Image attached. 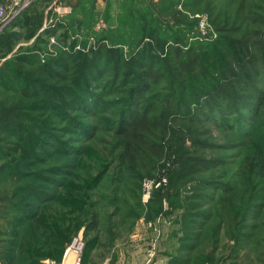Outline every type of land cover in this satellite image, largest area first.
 <instances>
[{"label": "rangeland", "instance_id": "1", "mask_svg": "<svg viewBox=\"0 0 264 264\" xmlns=\"http://www.w3.org/2000/svg\"><path fill=\"white\" fill-rule=\"evenodd\" d=\"M240 1L215 0L214 6L208 5V0L51 1L45 10L47 27H52L49 19L57 16L61 5H70L74 11L61 19L71 23L79 17L81 23L71 26L66 40L58 33L40 43L38 59L26 68L35 74L26 79L34 89L32 95L21 96L14 102L3 100L0 104L1 116L21 121L28 132L40 137V158L31 167L15 163V154L8 151L9 144L0 143V264L11 236L19 230L11 221L21 215L16 203L24 199L22 188L27 187L30 192L42 188L44 192L39 196L44 199L60 189L61 182H74L77 175L85 177L89 171L95 174L102 157L107 159L106 177L100 180L96 191L103 195L93 198L100 202L101 226L106 229L110 221H117L111 214L119 207L127 214L136 210L140 217L135 220L128 216L127 227L133 225L117 239L103 234L105 245L92 251L90 264H264V125L256 127L252 135L242 136L212 122L171 117L162 139L164 154L155 157L157 166L149 174L137 167L134 171L126 166L118 168V148H112L113 154L109 155L123 111L136 100L133 86L144 68L138 64L131 67L130 61L140 57L145 32L153 29L157 34L155 51L162 58L157 67H162L165 76L151 84L150 92L144 91L137 102L143 104L153 92L162 97L171 93L180 95L191 107L194 89L185 85L165 39L181 37L183 30L196 28L198 14L207 15L210 22L218 18L229 26L239 16L235 24L240 27L239 32L220 36L216 30L215 39L193 44L201 49L207 76L202 78L203 73L189 82L199 84L219 71L208 56L211 51H217V62L223 66L232 60V54L238 56L244 51L232 39L243 35H248L250 41L264 39V0H244L245 7L237 15ZM158 23L163 26H157ZM104 38L107 44L120 47L122 57L118 61L98 57L96 70L87 72L84 81L80 80L79 66L72 58L66 60L67 64L54 61L55 57L64 59L66 52L81 50L91 54ZM221 42L228 53L219 49ZM34 44L35 39L20 40L9 56H0V71L8 62L14 64L13 55L34 50ZM256 44H251L252 50ZM39 81L53 92L36 87ZM75 96L82 102L70 104ZM60 101L64 103L58 104ZM184 153L206 161L201 172L180 173L179 155ZM117 173H122L120 183L113 179H119ZM146 180L152 181L147 189L143 185ZM159 180L161 183L156 186ZM114 188L118 189L114 194L120 202L112 206L107 195ZM28 201L37 204V200ZM203 222L206 224L201 227ZM221 222L219 235L211 239L214 227ZM83 231L84 228L65 247L61 264H77V256L82 257ZM217 237L219 242L215 244L212 240ZM76 238L83 243L81 250L73 246Z\"/></svg>", "mask_w": 264, "mask_h": 264}, {"label": "trees", "instance_id": "2", "mask_svg": "<svg viewBox=\"0 0 264 264\" xmlns=\"http://www.w3.org/2000/svg\"><path fill=\"white\" fill-rule=\"evenodd\" d=\"M51 1L33 0L16 16L12 23L0 32L1 58L9 56L22 39H35L34 46L37 45L34 50L30 49L13 55L14 64L8 62L0 71V104L3 100L14 102L21 96L32 95L31 90L34 89L30 88L29 78L35 74L30 73L26 68L27 65H32L35 59H38L40 43L45 42L50 35L58 33L59 37L66 40V37L70 36L71 26L76 27L81 23L79 17H75L71 23L66 22L64 18L55 26L40 31L44 25L45 10ZM192 1L194 3V0ZM214 1L208 0L207 4L214 6ZM244 7V0H241L237 15L243 11ZM73 12L72 7V14ZM72 14H67V17ZM154 14L156 15L155 11ZM238 20L239 16L234 19V25L230 26L219 21L218 18L211 19V22L220 36L221 33L224 36L226 33L240 31V27L235 25ZM157 26L162 27L163 25L158 23ZM164 27L172 31L168 25L164 24ZM193 29L195 28L183 30L181 37H167L165 39L167 50L174 53L176 57L179 74L185 81V85H190L194 89L195 100L191 107L181 99L180 95L174 96L170 95L171 93L162 97L153 92L148 95L147 99H144L143 104L137 102V98L144 91L149 90L150 92L151 84L158 83L165 76L162 67H157L162 60L155 51L157 34L153 29H150L141 37V51L138 53L140 57L132 58L130 61L131 67L133 64V66L138 64L144 68L142 73L138 75L136 85L133 86V96L136 100L132 106L123 111L119 127L115 132L116 142L109 151L111 156L113 154L112 148L119 149L118 168L126 166L127 169L134 171V167H137L136 169L141 172L145 171L144 174H149L150 169L156 168L158 160L155 157H161L164 154L163 134L168 130V120L174 116L197 122H212L221 129H229L242 136L252 135L256 127L264 125V39L259 36L260 39L256 38V40L250 41L248 35H243L239 39H232L233 43H236L244 51L238 56L232 54L233 61L231 60L223 66L217 62L215 54L217 51H211L208 56L219 71L212 73L211 77L208 75V79H203L199 84L194 85L190 83L192 80L201 77L203 73L202 78L207 75L205 74V61L201 56V49L193 44L207 41H190V33ZM104 40L107 38L99 42L91 54L81 50L66 52L64 59L55 57L54 61L67 64L66 60L72 58L79 66L80 80L84 81L86 79L84 75L87 72L90 74L96 70L95 61L98 57L103 56L115 61L122 57L120 47L109 45ZM74 42L76 44V41ZM252 43H258L254 50L251 49ZM218 47L225 53L229 52L227 46L222 42ZM41 66L45 69L50 68L43 64ZM35 86L53 92L52 88H47L48 85L41 81L37 82ZM45 96L47 97V95ZM79 102L82 100L75 96L72 97L70 104ZM59 103L64 102L60 101ZM140 105L142 106L140 107ZM1 115L0 113V143L9 144L8 151L9 154L12 152L15 154V163L31 167L40 158L38 153L40 137L28 132L27 127L20 123L21 121H14L12 118ZM260 116L262 119H259ZM107 142L109 143L108 140ZM106 160L105 157L101 158V164L95 170V174L89 171L86 172L85 177L81 175L75 177L74 173H71L70 176H74L75 181L63 184L61 182L58 184L61 186L60 189L56 190L53 195L44 198L45 200L40 198L44 192H42V188L35 192L28 191L27 187L22 188L24 199H21L20 203H16L21 215L11 221L19 227V230L11 236L7 244L8 250L1 256L2 264H61L62 260L60 259L65 247L71 243L74 237L79 236L82 228H84L85 247L80 264H90L92 251L98 245H105L102 242L103 234L114 240L127 232L133 225L129 224L130 226L127 227V217L131 216L136 220L140 217V213L134 210L133 213L127 214L122 211L123 207L116 208L111 214V218L116 217L117 221H112V223L110 221L109 226L105 229L101 226L100 202L93 199L99 194L103 195V193H98L96 188L100 180L106 177L104 171ZM179 163V171L182 175H192L201 172L206 161L184 153L179 155ZM121 175L122 173H117L119 179H113L120 183L123 180ZM142 177L143 175L139 174V178L142 179ZM115 190L118 189H111L107 195L110 198L108 204L112 206L120 202V199L114 194ZM30 198L37 200V204L29 203ZM206 215L208 216V214ZM223 223L221 222L214 227L211 239L219 235ZM205 224V222L200 223V226ZM218 239L217 237L212 242L216 244L219 242Z\"/></svg>", "mask_w": 264, "mask_h": 264}, {"label": "built area", "instance_id": "3", "mask_svg": "<svg viewBox=\"0 0 264 264\" xmlns=\"http://www.w3.org/2000/svg\"><path fill=\"white\" fill-rule=\"evenodd\" d=\"M33 0H4L0 2V32L3 28L8 26L14 21L16 16L26 8ZM72 12V7L70 5H61L57 10V16H53L49 19V26H55L57 22L61 21L62 16L67 15ZM197 26L190 33V41L192 40H213L217 37V31L212 23L209 21L207 15L198 14ZM47 27V24L44 23L40 31L44 30ZM54 41V39H53ZM65 46V45H64ZM79 47V46H77ZM66 49H69V46H65ZM165 180V178L163 179ZM152 181L146 180L143 185L145 189L151 186ZM161 181L156 182V186H159ZM82 244L79 239H75L73 246L77 250L82 249ZM81 260V255L77 256L76 263L79 264Z\"/></svg>", "mask_w": 264, "mask_h": 264}, {"label": "crops", "instance_id": "4", "mask_svg": "<svg viewBox=\"0 0 264 264\" xmlns=\"http://www.w3.org/2000/svg\"><path fill=\"white\" fill-rule=\"evenodd\" d=\"M63 264H65V262Z\"/></svg>", "mask_w": 264, "mask_h": 264}, {"label": "bare ground", "instance_id": "5", "mask_svg": "<svg viewBox=\"0 0 264 264\" xmlns=\"http://www.w3.org/2000/svg\"><path fill=\"white\" fill-rule=\"evenodd\" d=\"M69 252V251H68Z\"/></svg>", "mask_w": 264, "mask_h": 264}]
</instances>
